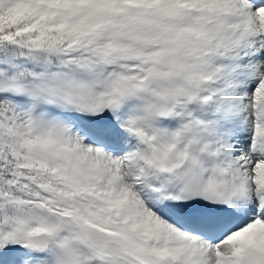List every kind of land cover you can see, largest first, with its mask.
Listing matches in <instances>:
<instances>
[{"label":"snow or ice","instance_id":"1","mask_svg":"<svg viewBox=\"0 0 264 264\" xmlns=\"http://www.w3.org/2000/svg\"><path fill=\"white\" fill-rule=\"evenodd\" d=\"M0 264H264V0H0Z\"/></svg>","mask_w":264,"mask_h":264}]
</instances>
